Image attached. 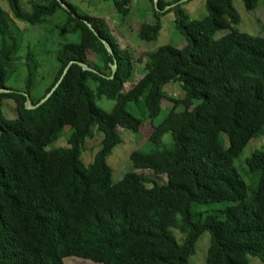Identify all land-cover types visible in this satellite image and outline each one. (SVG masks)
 Masks as SVG:
<instances>
[{
  "label": "trees",
  "instance_id": "16d2710c",
  "mask_svg": "<svg viewBox=\"0 0 264 264\" xmlns=\"http://www.w3.org/2000/svg\"><path fill=\"white\" fill-rule=\"evenodd\" d=\"M5 1L0 88L8 91L0 92V106L12 99L17 116L0 114V264H65L68 258L190 264L205 232L204 264H251V257L264 263V147L236 164L264 134V34L239 27L234 0H206L200 19L184 8L188 0H150L155 20L141 25L139 37L155 40L169 9L186 44L139 52L104 17L69 0H62L69 9L60 0H30L27 8L21 0ZM243 1L263 27L260 0ZM113 2L123 15L130 10V0ZM59 11L65 16L57 26L44 27L66 37L56 52L58 68L43 93L33 96L37 69L17 60L22 45L15 19L45 26ZM222 29L227 32L216 37ZM19 64L27 69L25 89H10ZM173 82L179 96L166 89ZM27 95L33 104L47 98L28 108ZM102 97H116L110 110L97 103ZM165 100L172 105L155 121ZM148 120L150 148L133 150L130 169L113 181L108 157L123 141L122 129L141 134ZM95 126L100 140L85 163ZM67 131V143L54 146ZM166 134L172 142L163 141Z\"/></svg>",
  "mask_w": 264,
  "mask_h": 264
},
{
  "label": "rangeland",
  "instance_id": "374dc122",
  "mask_svg": "<svg viewBox=\"0 0 264 264\" xmlns=\"http://www.w3.org/2000/svg\"><path fill=\"white\" fill-rule=\"evenodd\" d=\"M21 1L23 2L25 8L29 6L30 0ZM69 1H71L72 3H76L82 12L104 17L110 24H112V28L115 27V32L119 34L126 45L135 50V52L154 50L164 44H171L178 47H182L186 44V38L175 27V14L173 11L168 12L169 9H167V13L162 15L161 17L162 28L155 40L146 41L139 37V30L141 25L146 21L153 22L155 20L153 6L150 0H130L128 4L130 10L125 15H123L116 9L113 0ZM205 2L206 0H188V2L184 5V8L190 13L193 18L200 19L207 14ZM0 3L6 10H9L5 0H0ZM234 5L241 15V23L239 27L250 33L264 34V23L262 27V20H259V17H257V14H255L254 12L255 10H248L244 5L243 0H234ZM259 5V8H262V10H264V0H260ZM10 14L12 15V13ZM60 16H65L62 11H59L58 15L47 21L45 26L30 25L15 19V24L18 27L15 30V34L18 41H20L22 45V48L18 53L17 60L23 61L25 63L27 61H30L35 64L37 69L35 74V87L32 91L33 96H40L43 93L45 88L53 80L55 72L58 68L56 52L59 48V43L65 41L66 37L61 38L59 37V35L58 37L57 35L55 36L56 29L54 28L49 35L47 34V31L45 29L46 27L57 26ZM226 32L227 29L219 30L216 33V37H220ZM28 50H31L33 52L32 58L30 60H28L27 58V54H29ZM26 75V65L24 66L23 64H19L18 69L12 75L11 79L8 82V86L10 87V89L24 90ZM140 76V69L135 68L133 80H137ZM129 85L130 82L125 83L124 89L119 88L116 93L120 94L121 92L125 91ZM166 89L168 90V93L173 96H179L182 91L176 82L166 85ZM115 102L116 97H102L97 100V103L106 110H110L114 106ZM171 105V101L165 100L162 105L163 110L155 119V121L160 120L166 114ZM181 109H183L182 105L177 108V110ZM0 114L8 118L17 116L16 105L12 99L3 100L0 106ZM152 124L153 123L151 121H146L142 128L141 134L134 133L133 131L127 129H122L123 141L115 147L113 153L108 157V163L113 169V181H118L125 173V171L130 169V154L133 150H148L150 148V143L146 140V138L151 134L153 130ZM94 131L96 134V126L94 127ZM69 135V131L65 132L53 145L60 146L66 144ZM141 136H144L145 139H141ZM99 140L100 136L96 134V136L88 142L87 150L84 151V154H82V158L85 163H89L94 158V153L97 149H93L91 147L94 145L96 146ZM163 141L168 143L172 142L171 135L166 134L163 138ZM262 147H264V134L258 139L252 140L245 147L244 151L240 155L241 159L239 157L236 164L240 165L241 160H244L245 157L252 154L255 149ZM204 240H206V244H209V232H205L200 237L197 247H199L200 245L201 247H199L197 253L190 258V264H204L206 245L201 244ZM81 262L84 261L78 260L77 258H68L66 259L65 264H80ZM85 262L88 264H95V262L90 259L88 261L86 260ZM251 264L264 263L261 262L258 258L251 257Z\"/></svg>",
  "mask_w": 264,
  "mask_h": 264
},
{
  "label": "water",
  "instance_id": "95a60500",
  "mask_svg": "<svg viewBox=\"0 0 264 264\" xmlns=\"http://www.w3.org/2000/svg\"><path fill=\"white\" fill-rule=\"evenodd\" d=\"M183 1H186V0H179L178 2H176V3H174L173 5H176L177 3H181V2H183ZM60 2H61V4L65 7V8H67V9H69V7H68V5L66 4V3H64L62 0H60ZM156 3H157V0H155V5H156ZM169 6H166V8H168ZM88 25H89V27L90 28H92L94 31H95V33L99 36V34L96 32V30L93 28V26L90 24V23H88ZM103 42H104V44L106 45V47H107V49L110 51V52H112V49H111V46L109 45V43L106 41V40H102ZM75 60H73V61H71L70 62V64H69V66L72 64V62H74ZM80 65H82L85 69H90V67L86 64V63H84V62H78ZM116 69H117V64L116 63H114L113 65H112V74H111V77H114V74H115V72H116ZM67 71V69L65 70V72ZM65 72H64V74H65ZM60 82V81H59ZM58 82V83H59ZM58 85V84H57ZM57 85L53 88V90L48 94V96L47 97H49L50 95H51V93L54 91V89L57 87ZM2 91H8V89H6V88H0V92H2ZM46 97V98H47ZM46 98H44V99H42L40 102H39V104H41V103H43L44 101H45V99ZM39 104H33L32 103V100H31V98L29 97V95H27V101H26V107H28V108H35V107H37Z\"/></svg>",
  "mask_w": 264,
  "mask_h": 264
},
{
  "label": "bare ground",
  "instance_id": "6f19581e",
  "mask_svg": "<svg viewBox=\"0 0 264 264\" xmlns=\"http://www.w3.org/2000/svg\"><path fill=\"white\" fill-rule=\"evenodd\" d=\"M32 100V99H31Z\"/></svg>",
  "mask_w": 264,
  "mask_h": 264
}]
</instances>
